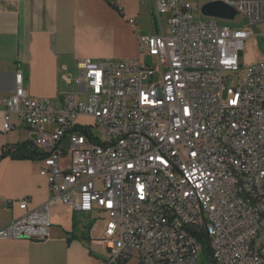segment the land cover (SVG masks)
I'll list each match as a JSON object with an SVG mask.
<instances>
[{
	"label": "built area",
	"instance_id": "2783aa9c",
	"mask_svg": "<svg viewBox=\"0 0 264 264\" xmlns=\"http://www.w3.org/2000/svg\"><path fill=\"white\" fill-rule=\"evenodd\" d=\"M213 2L237 15L205 16L203 6ZM154 4L160 34L139 37V58L79 60L76 92L34 99L16 74L2 131L15 130L12 115L29 129L44 154L39 173L50 197L36 207L18 200L21 214L0 229V240L49 239L52 206L61 202L109 216L103 264H201L195 236L208 237L214 264H262L254 244L264 239V60L246 69L241 60L264 25V0ZM148 56L156 68L143 63ZM82 117L93 123H79ZM245 204L255 212L245 213ZM180 218L200 219L205 231H173Z\"/></svg>",
	"mask_w": 264,
	"mask_h": 264
},
{
	"label": "crops",
	"instance_id": "0c3cea01",
	"mask_svg": "<svg viewBox=\"0 0 264 264\" xmlns=\"http://www.w3.org/2000/svg\"><path fill=\"white\" fill-rule=\"evenodd\" d=\"M158 34L154 0H0V158L33 139L16 115L11 117L15 130L2 131L4 100L13 94L18 72L34 99L54 101L65 93L64 77L79 60L138 59L139 37ZM42 163L43 158L0 160V229L21 214L18 200L28 198L32 207L48 201ZM63 207V223L52 228L49 239L0 240V264H103L107 249L96 238L98 227L79 229L74 223L79 212Z\"/></svg>",
	"mask_w": 264,
	"mask_h": 264
},
{
	"label": "rangeland",
	"instance_id": "374dc122",
	"mask_svg": "<svg viewBox=\"0 0 264 264\" xmlns=\"http://www.w3.org/2000/svg\"><path fill=\"white\" fill-rule=\"evenodd\" d=\"M194 13L196 15H200V12L198 9H195ZM239 21H240V17L237 19V22ZM221 24L229 25L232 29L241 28L243 26V24L236 26V25L229 24L228 22H221ZM255 33L257 34V37L252 38L251 40L247 41L245 44V49L242 53V60H241L242 69H246L247 67L257 64L260 61L264 60V25L257 27L255 29ZM143 63L146 65H151L153 68H156L158 65L156 60L150 56L146 57L143 60ZM70 75L74 79V83L71 86L66 85L65 92H76L77 85L75 83V80L79 78V71H78L77 66H74L70 70ZM233 82H234V78L232 76H229V79H228L229 86L232 85ZM79 123L91 125L93 122H92V119L82 117L79 119ZM92 132L94 136L102 138V131L100 128H93ZM78 133L81 135H84L81 132H78ZM86 140L87 142H89V139L87 137H86ZM67 148H68V144H67ZM57 208H58V211L55 212ZM64 210L65 209L61 203L58 204L56 208L52 207L51 216H52L53 228H59V226L62 225L63 219H64ZM87 215L88 214H85V213H75L74 223L76 224L77 227H79V229H88V228L90 229V228L97 226L98 233H97L96 238L97 240H101V242H103L102 240L104 237L105 229L103 230V232H101V228L103 225H104V228L106 227L107 222L109 221V216L100 215V214L98 215L97 213H91L90 215L88 216ZM109 257H110L109 252L106 251L105 260H107ZM135 261L136 259L130 261L128 264H136ZM200 263L201 264H214L204 254H202L200 257Z\"/></svg>",
	"mask_w": 264,
	"mask_h": 264
},
{
	"label": "bare ground",
	"instance_id": "6f19581e",
	"mask_svg": "<svg viewBox=\"0 0 264 264\" xmlns=\"http://www.w3.org/2000/svg\"><path fill=\"white\" fill-rule=\"evenodd\" d=\"M132 177H135V179H143V172H140V170H132ZM120 183H127V175H120ZM252 212H255V205L245 204V213ZM190 229L205 231V222H201L200 219L180 218L177 222L172 223V230L175 232H188ZM195 243L198 245V252L203 253V247L199 242L198 236H195ZM201 255L198 254V262H200ZM254 258L264 264V239H262L261 244H254Z\"/></svg>",
	"mask_w": 264,
	"mask_h": 264
},
{
	"label": "trees",
	"instance_id": "16d2710c",
	"mask_svg": "<svg viewBox=\"0 0 264 264\" xmlns=\"http://www.w3.org/2000/svg\"><path fill=\"white\" fill-rule=\"evenodd\" d=\"M41 156V157H39ZM5 157H11L14 160H28V159H40L44 158V154L38 152L33 144L32 141H27L24 143H21L14 148H10L6 150L2 157L3 159ZM87 231L90 230L89 228L86 229ZM199 242L202 244L203 247V253L208 258V239L205 236H198Z\"/></svg>",
	"mask_w": 264,
	"mask_h": 264
},
{
	"label": "water",
	"instance_id": "95a60500",
	"mask_svg": "<svg viewBox=\"0 0 264 264\" xmlns=\"http://www.w3.org/2000/svg\"><path fill=\"white\" fill-rule=\"evenodd\" d=\"M202 12L207 17H215L226 20H233L237 15V12L233 8L221 2L206 4L202 8Z\"/></svg>",
	"mask_w": 264,
	"mask_h": 264
}]
</instances>
